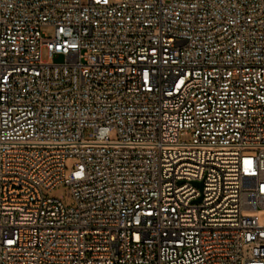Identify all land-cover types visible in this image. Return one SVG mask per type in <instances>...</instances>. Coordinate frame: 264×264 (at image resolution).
<instances>
[{
    "label": "built area",
    "instance_id": "obj_1",
    "mask_svg": "<svg viewBox=\"0 0 264 264\" xmlns=\"http://www.w3.org/2000/svg\"><path fill=\"white\" fill-rule=\"evenodd\" d=\"M0 264H264V0H0Z\"/></svg>",
    "mask_w": 264,
    "mask_h": 264
},
{
    "label": "rangeland",
    "instance_id": "obj_2",
    "mask_svg": "<svg viewBox=\"0 0 264 264\" xmlns=\"http://www.w3.org/2000/svg\"><path fill=\"white\" fill-rule=\"evenodd\" d=\"M112 1H114V0H112ZM45 32L49 36H52L53 33H54V29L53 28H45ZM44 56H45V58H47V53L46 52H45ZM63 60L64 59L61 57V58L57 59L56 61L57 62H62ZM92 132H93V129L92 128H88L86 130V132H85V138H92V135H91ZM111 138L112 139H117L118 138L117 131H113L112 132ZM182 140L190 141L191 140V136L190 135L189 136H184V137H182ZM76 161H77L76 159H70L67 162V166L69 168H71L76 163ZM44 194L47 197H53V198L61 199L64 202V204H66V205H71L72 201H73L71 189L66 184H61V185H59L58 187H56L52 191H48V190L44 189Z\"/></svg>",
    "mask_w": 264,
    "mask_h": 264
}]
</instances>
